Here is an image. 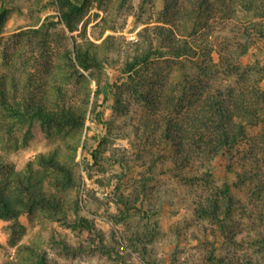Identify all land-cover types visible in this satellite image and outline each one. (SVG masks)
Segmentation results:
<instances>
[{"label": "rangeland", "instance_id": "obj_1", "mask_svg": "<svg viewBox=\"0 0 264 264\" xmlns=\"http://www.w3.org/2000/svg\"><path fill=\"white\" fill-rule=\"evenodd\" d=\"M76 3L69 30L64 0H0V71L49 70L65 106L82 116L41 127L6 115L0 162L45 172L37 190L59 198L74 223L86 218L88 230L40 206L1 218L0 264H264V124L245 127L230 149L215 145L217 125L190 141L165 128L173 119L185 129L216 86L263 78L264 40L255 29L264 25V0ZM76 47L95 51L100 68L81 70L66 53ZM147 51L162 57L121 72ZM183 70L200 79L204 90L187 76L198 96L183 91ZM49 153L70 183H55L65 171L37 161Z\"/></svg>", "mask_w": 264, "mask_h": 264}, {"label": "trees", "instance_id": "obj_2", "mask_svg": "<svg viewBox=\"0 0 264 264\" xmlns=\"http://www.w3.org/2000/svg\"><path fill=\"white\" fill-rule=\"evenodd\" d=\"M64 1L68 3V8L60 12L61 19L66 22L69 30H73V19L81 6L76 3V0ZM2 20L3 13L0 12V24ZM45 28L47 27L44 24L40 28L31 29L28 32L36 34ZM255 31L264 40V25L262 23L256 25ZM172 48L178 49L175 46L170 47V49ZM66 53L74 57L75 63L81 70L89 71L101 66L98 55L92 49L76 47L74 52L66 51ZM161 54L156 51L144 52L143 55L126 63L121 72L123 74L133 73L152 57H162ZM5 56L8 57V54ZM70 63L74 66V63ZM183 73L185 75L183 91L186 90L190 95L198 96L195 86H190V83L187 82V76L197 80L198 76L188 74L186 70H183ZM234 75V73H230V77ZM262 75L263 78L254 83L233 82L234 84L216 86L207 92L204 103L196 110H192L189 118L185 119L187 120L185 129L179 126V122L168 119L165 122L166 131L175 130L178 134L181 133L180 137L185 136L186 141H190V134L199 137V140L203 137L202 127L217 125L221 132L215 145L230 149L237 137L245 133V127L258 122L264 124V89L259 85L260 80H264V73ZM91 77L93 80V76ZM235 81H237L236 78ZM196 85L200 87L199 89H203L200 79L196 81ZM85 97L88 98V94H85ZM65 99V90L58 79L50 76L49 70L38 72L31 68H22L8 74L0 71V127L5 125L3 118L6 115L41 127L64 122L73 124L82 116L78 109L70 108L71 106L66 107ZM83 102L88 103V100L85 99ZM168 138L169 134L166 136V139ZM37 161L45 170L65 171L62 180L53 178L55 183L71 182L69 171L56 159L55 154H40ZM2 174H6L5 177ZM45 177V172L34 170L31 163H28L23 171H16L12 166L0 162V219L30 214L32 209L40 206L49 209L55 216H60L63 224L68 227L88 230L86 218H80L77 223H74L66 215L65 207L59 198L48 195L42 189L37 190L40 181ZM228 190L229 187L225 186L224 195L228 194ZM144 237L143 234H136L135 239L139 241L142 238L145 239ZM38 264L46 263L41 260Z\"/></svg>", "mask_w": 264, "mask_h": 264}, {"label": "crops", "instance_id": "obj_3", "mask_svg": "<svg viewBox=\"0 0 264 264\" xmlns=\"http://www.w3.org/2000/svg\"><path fill=\"white\" fill-rule=\"evenodd\" d=\"M130 212H131V211H130ZM154 214L156 215L157 213L155 212ZM109 224H110V225H113V223L110 222V221H109ZM134 237H136V234H134ZM135 240H137V239H135ZM140 240H144V239L142 238V239H140Z\"/></svg>", "mask_w": 264, "mask_h": 264}]
</instances>
